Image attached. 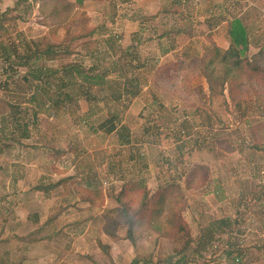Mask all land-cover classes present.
Here are the masks:
<instances>
[{
	"label": "rangeland",
	"instance_id": "1",
	"mask_svg": "<svg viewBox=\"0 0 264 264\" xmlns=\"http://www.w3.org/2000/svg\"><path fill=\"white\" fill-rule=\"evenodd\" d=\"M67 1L74 3L71 12L53 11L54 1L43 7L38 0H0V134L3 122L12 125L34 124L32 140L44 147L36 149L39 152L36 155L42 159L56 150H62L55 142L70 140L72 144L67 147H71L72 151L69 153L74 156L76 150L83 151L76 158L78 167L85 172L94 169L100 189L111 200L112 207L106 208L102 215H111V209L117 206L115 197L123 183L141 182L150 192L171 181L184 187L185 176L193 166L205 165L209 178L203 186L198 189L185 188L188 206L183 214L191 236L196 237V243L183 249V236L171 240L157 238L143 222L140 223L142 226L136 228V241L132 243L126 238L123 226L114 237L104 235L101 228L103 222L99 224L95 217L88 231L83 229L85 224L80 226L72 220L63 226L64 232L48 240H30L34 236L27 233L30 230L24 226L9 229L7 237V229L1 228V220L8 216L13 223H17L13 204H9L0 210V264H18L21 256L32 263L36 255L44 256L38 260L40 264H130L135 256L140 260L139 264H163L169 257H172L173 264H223V259L225 264H232L237 256L236 251L226 247L229 242L232 245L235 243L231 239L234 232L226 233L231 226L223 223L226 236L216 234L219 229L213 222L211 210H204L200 204L204 201L208 207L211 172L214 165L221 168L217 161L231 150L232 140H248L251 147L264 142V139L256 141L251 135V128L260 120L264 124V96L258 95L264 92L251 93L246 86L244 90H248V94L244 92L239 101L241 106L237 107L227 95H209L204 77L183 64L195 55L201 56L211 47L212 41L216 43L214 39L226 37L228 24L222 21L226 16L243 19L252 41L248 55L257 51L264 44V0ZM217 20L220 27L211 32L209 24ZM163 33L166 35L161 36ZM59 43V50L45 54L49 45ZM257 43L258 47L255 45ZM131 45L134 48L129 51L127 48ZM34 47H38L42 54L31 58L26 66L25 59L18 58ZM165 48H170L168 54H163ZM72 61L85 67L96 66L95 71L105 75L107 83L102 87L88 86L82 79L75 81L60 76V68ZM41 67H45L49 75L45 88L51 95L57 93L61 78L63 82L68 81L67 86L59 88L60 92L67 93L71 98L70 101L66 100V111L63 110L66 103L63 101L61 107L50 109L46 116L33 115L35 108H44L41 105L46 100L33 86L37 80L31 76L23 79V76L28 71L36 74ZM94 79H97L93 80L96 83L100 81L99 78ZM125 79L138 80L139 84L138 102L131 110L126 97L130 89L127 87L124 90L120 84ZM119 92L124 94L125 99L117 102L113 97ZM31 95L37 96L39 101H28ZM243 109L249 110L247 115L250 119L259 122L250 127L242 125L241 130L237 121L243 118L238 114ZM117 111L118 119L122 121L118 123H122V126L116 132L107 134L100 124L110 112ZM53 112L57 115L55 119L51 117ZM83 115L84 120H81ZM54 123L60 126L56 130L58 141L49 136V131L38 132L43 129L41 124ZM259 132L264 138V130L260 129ZM125 137L131 143L125 144ZM249 150L248 154L252 153ZM63 151L65 154L68 150ZM245 151L247 153V148ZM23 152L10 151L20 155ZM59 158L57 167L60 170L67 168L66 172L74 173V170L69 171L76 165L73 157L64 155ZM41 168L46 172L44 166ZM54 178L46 176L48 181L41 182L49 183ZM201 189H206L202 198L197 195ZM9 198L13 201L15 197ZM215 198L211 197V200ZM221 200L224 203L232 201L235 208V199ZM226 214L225 210L214 212L215 217L223 220ZM15 231L27 234L15 236ZM50 231L46 232L50 234ZM39 235L41 233L37 237ZM97 236L114 242L115 247L109 249V256L98 246V241L102 244L106 242ZM138 236L148 241V244L140 246V250L143 253L150 251L151 254H138L135 246L139 242ZM81 237L87 239L86 244H83ZM123 240L130 250L119 245Z\"/></svg>",
	"mask_w": 264,
	"mask_h": 264
},
{
	"label": "crops",
	"instance_id": "2",
	"mask_svg": "<svg viewBox=\"0 0 264 264\" xmlns=\"http://www.w3.org/2000/svg\"><path fill=\"white\" fill-rule=\"evenodd\" d=\"M220 19L218 20L220 21ZM231 19L232 17L230 18V16H226L225 20L222 19V21L228 24ZM218 20L215 22H210L209 27H211V32H214L220 27V25L218 24ZM245 26L250 36L249 29L246 24ZM182 33L183 31L181 32V34ZM214 41H216V44L220 47L227 48L229 46L227 29L226 37L222 36L218 38V40L214 39ZM255 45H257L258 47V43ZM168 51H170V48H165L162 50L163 54H168ZM120 84H122L124 90H126L127 87H129L130 89L129 94L126 95V97L128 98V103L130 104L129 110H131L133 108V105L137 104L138 96L140 94L138 89V80L125 79L123 83H121L120 81ZM36 90H38V88ZM258 95L264 96V93H260ZM123 96L124 94L122 92H119L113 97V99L119 102L122 98L125 99ZM43 99L46 100L45 103L41 102L43 103L41 107L44 108H40V106L35 108L33 110L34 116H46L45 113L47 114L50 109L57 108L55 104L49 102L46 98ZM35 100L39 101L37 96L36 98H34V100L29 97L28 101ZM66 100L70 101L71 98H66L64 102H66ZM62 104L59 107H61ZM67 105L68 103L66 102L63 107L64 111L67 110ZM236 105L237 107H240L241 103H236L235 106ZM233 111L235 114V110ZM116 113L117 115L119 114L118 111ZM238 114L239 116L243 117L242 119H239L237 121L238 123H240L239 127L241 130H243L242 125L245 127H250L259 122L248 117L247 114H249V110L247 111V109H243ZM56 116L57 115H55L54 112L51 115L52 119H55ZM257 116L262 119L260 115ZM81 120H84V115L83 117H81ZM260 121L262 122V120ZM118 122H122L120 118L116 122V130L114 132L118 130L119 126H122V123L120 124ZM33 125L34 124L21 125L19 123L12 125L5 124V122H3L1 125L2 132L0 134V196L2 198H0V210L3 209L4 205L13 204L14 213L16 216L15 221H17V223H13V220L8 216L6 217V219L3 218L1 220V228L7 229L5 236L8 237L9 229H14L16 226H18V228L24 226V228L30 230L27 233H32V235L34 236V238L30 240H48L53 235L62 233L63 226L67 225V223L72 220L73 222L77 221L80 226H83L85 224L83 227L85 231H88V228L91 226V222L94 220V217L97 219L99 224H102V212L106 208L112 207V205L110 204V198H107L105 193L102 191L104 199L103 205L100 207L101 209L91 207L87 201H81L79 199L74 188V185H79L87 188H100L94 169H91V171L87 170L88 172H85L83 171V169H81V167H78V161L76 160V158L80 155V152L83 153V151L77 152L76 150V152L73 153V156L71 153H69L72 151L71 147H67L72 144L70 140L66 139L62 140L61 142H55L58 143L60 149L68 150L65 154L62 155V157L64 155L66 157L72 156V161L74 164L76 161V165H73L74 167L69 170H74V173L66 172L67 168L60 170L59 167H57V162L60 158L54 159L53 153H51V155H49V157H46L45 159H42L40 155H36L39 154L36 149H41L44 147L40 146V143L34 142L32 140L33 129L35 128V126ZM40 127H42L43 129H39V131L38 129H36L38 132H42V130L43 132L49 131V136L52 135V137L56 139V141H58L56 137V130L60 128L58 123H54V125L41 124ZM127 134L128 131L126 135ZM126 137L124 140L125 144L130 142V139ZM71 138L72 136L69 139ZM231 143V150L227 151L226 155L223 158L219 159V161H217L218 165H221V168H218L216 165H214L215 170L213 168L211 172L209 192L211 197L215 196L216 198L211 200L210 197L208 207L205 205L206 203H204V201L202 202V204H200V206H203L204 210H206L207 208L211 210L209 212H211L212 216L214 217L213 222L216 223L219 229L217 230L218 233L216 234L226 236V234L224 233L226 227H223L222 225L223 223H225L227 226H231V229H227L226 233L231 234L232 231L234 232V238L231 239H234L235 243L234 245H232L231 242H229V244H226V247L230 250L235 249L236 251L237 256L233 258L232 264H264V142H261L259 145H253L252 147L250 143H248V140H244V142L232 140ZM50 145L52 147L57 146H54L52 144ZM246 148L247 153L245 151ZM248 148H250L249 151H251L252 153L248 154ZM10 151L12 153L24 152L22 155H20L12 154L10 153ZM88 160L90 161V159ZM41 166H44L46 172L43 171V168H41ZM75 169L77 170L76 172ZM46 176H52L55 178L51 182L43 184L41 181H48V179H46ZM63 178L67 179L63 180ZM58 181H60L59 185L49 190L48 193L42 191L41 189H36L37 185L42 184L46 186ZM202 190L203 189L199 190L197 194L201 198L202 194L206 192V189L204 191ZM12 196L15 197L13 201H11L9 198ZM229 198L235 199V208L231 204L232 201L224 203V201L221 200L225 199V201H227ZM204 200L207 201V199ZM214 204L216 205V207L214 206ZM202 208H199V210H201ZM218 210L226 211L227 214L225 215L226 217L224 218V220L220 217L214 216V212H217ZM201 212L202 211H200L199 214L202 217ZM75 215L78 216L74 219H68ZM140 223L138 224L137 229L138 227L142 226V224ZM119 229H121V226L120 228H118L117 234ZM46 231H50L52 233L49 234ZM76 231L77 229L75 230V232ZM13 233H15V236H25L27 234H20L16 231ZM40 233L41 235L37 237V234ZM192 237V243L195 244L196 237L193 235ZM81 238L83 244H86L87 239L84 237ZM97 238L103 240V242H106L105 244H108L110 246V249H114L115 246L113 241L107 242L100 236H97ZM139 238L137 239L139 241L138 244L136 243L135 245L138 250V254H142V256L151 254L150 251L143 253V251L140 250V246L142 247L143 245L148 244V241ZM197 243L199 242L197 241ZM119 245L126 247V249L129 248L124 240L119 242ZM43 257L36 255L35 257H33L34 259L31 260V263L30 261L26 260L28 259L27 257L21 256L18 264H40L38 260H41ZM237 259L239 262H236ZM219 260H221V258ZM223 260L222 263L225 264Z\"/></svg>",
	"mask_w": 264,
	"mask_h": 264
},
{
	"label": "trees",
	"instance_id": "3",
	"mask_svg": "<svg viewBox=\"0 0 264 264\" xmlns=\"http://www.w3.org/2000/svg\"><path fill=\"white\" fill-rule=\"evenodd\" d=\"M38 1L43 7L48 2L54 1L52 5L53 11L71 12L74 8V3L67 0ZM0 17H2V14H0ZM177 32L179 31L177 30ZM227 34L229 37V46L227 48H222L212 41L211 47L205 50L201 56L190 58L183 65L191 67L204 77L209 95H227L231 102L239 103L244 92L248 94V90H244L246 86L250 88L251 93L264 92V45H261L257 51L248 55L252 41L244 22L238 17H234L228 22ZM163 35L166 34L163 33L161 36ZM60 45L61 43L49 45L45 54H51L55 49L59 50ZM133 48L134 45H131L127 49L131 51ZM24 54L25 56L22 55L18 59H25L24 64L27 66L31 58H37L42 53L38 47H34L33 50H27V53ZM96 68L94 65L85 67L77 61H72L64 64L58 74L65 79L66 77L75 81L82 79L88 86L98 85L102 87L107 83V79L105 75L95 71ZM92 71L96 73H92ZM29 76L37 80L33 84L34 88H38L40 94L49 102L55 104V106H60L66 98H69L67 93L59 91V88L68 85V81L63 82V78H61L62 80L59 88L56 89L57 93L55 95H51L50 91L45 88L49 81V75L45 72V67L38 68L36 74L28 71L23 76V79H28ZM94 78H99L100 81L96 83L97 79ZM31 85L32 83L29 86ZM30 98L34 100L36 97L31 95ZM117 120V113L110 112L108 117L100 124V128L105 133L110 134L116 130ZM260 129L264 130L262 122L251 128V135L256 141L264 139L261 137ZM63 154V150H56L53 153V158L58 159ZM208 178L207 167L202 164H196L185 176L184 187L177 182L171 181L150 192L141 182L137 184L123 183L115 197L117 206L111 209V215H103V232L114 237L118 227L123 226L126 238L135 243V230L138 224L143 222L147 229L153 232L157 238L171 240L183 236L185 238L183 249H186L193 242V238L183 214L184 209L188 206L185 188L198 189L203 186ZM59 183L60 181L46 186L37 185L36 189H41L48 193L49 190L58 186ZM74 188L79 199L87 201L91 207L100 208L103 205L104 196L100 188H87L79 185H74ZM98 246L109 256V245L106 246L98 241ZM136 258L135 256L130 264H139L140 260Z\"/></svg>",
	"mask_w": 264,
	"mask_h": 264
},
{
	"label": "water",
	"instance_id": "4",
	"mask_svg": "<svg viewBox=\"0 0 264 264\" xmlns=\"http://www.w3.org/2000/svg\"><path fill=\"white\" fill-rule=\"evenodd\" d=\"M163 264H173L172 257L167 258V260Z\"/></svg>",
	"mask_w": 264,
	"mask_h": 264
},
{
	"label": "built area",
	"instance_id": "5",
	"mask_svg": "<svg viewBox=\"0 0 264 264\" xmlns=\"http://www.w3.org/2000/svg\"><path fill=\"white\" fill-rule=\"evenodd\" d=\"M236 261H238V259Z\"/></svg>",
	"mask_w": 264,
	"mask_h": 264
}]
</instances>
